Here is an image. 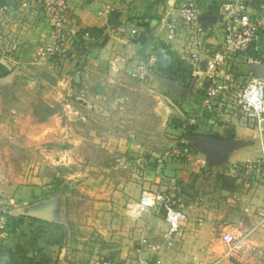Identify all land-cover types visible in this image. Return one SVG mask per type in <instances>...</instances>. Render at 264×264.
<instances>
[{
    "label": "rangeland",
    "instance_id": "obj_1",
    "mask_svg": "<svg viewBox=\"0 0 264 264\" xmlns=\"http://www.w3.org/2000/svg\"><path fill=\"white\" fill-rule=\"evenodd\" d=\"M10 2L14 6L9 12H0V52L10 54L8 38L24 32L18 56H7L12 59L8 63L1 59L8 66L2 74L7 77L0 79V205L12 212L30 200L38 205L52 202L53 218L66 231L64 244L49 249L55 264H194L217 259V264H264V223L253 217H260V208L252 202L258 191L256 197L264 204V111L250 116L234 96L254 77L264 82L262 47L252 48L253 59L243 64L233 61L242 52H230L213 80L197 74L201 107L211 85L217 90L215 107L203 108L206 119L199 112L179 115L178 127L173 124L177 115L157 114L156 101L147 92L140 93L139 101L137 95L127 99L108 86L92 87L82 78V66L68 63L70 47L62 54L46 52L41 59L40 42L47 39L50 21L43 17L42 26L38 24L35 0ZM259 13L264 15V9ZM30 28H37L33 37L26 30ZM262 34L264 29L257 38ZM208 119L221 127L220 136L247 140L240 141L236 157L230 159L219 149L222 158L212 160L186 138L190 126ZM249 121L251 127L244 125ZM245 127L250 137H245ZM180 146L187 153L169 154ZM218 174L238 178L235 193L222 191ZM144 191L154 193V206L135 208ZM167 207L180 214L175 227L166 218ZM226 231L233 232L237 244L227 256L222 241Z\"/></svg>",
    "mask_w": 264,
    "mask_h": 264
},
{
    "label": "crops",
    "instance_id": "obj_2",
    "mask_svg": "<svg viewBox=\"0 0 264 264\" xmlns=\"http://www.w3.org/2000/svg\"><path fill=\"white\" fill-rule=\"evenodd\" d=\"M230 1L243 2L251 13H258L264 9V0H260L262 1L260 4H254V0H198L199 22L204 32L200 62H204V67L205 62L212 56L211 53L215 52L223 43V24L226 23L228 16L224 11V5ZM13 3L8 0L4 3L0 2V12L8 13ZM42 20V14L38 10V24L40 26L43 24ZM71 20L74 34L71 38V52L69 54L72 57L67 61L70 66L76 67L78 63L82 66V78H88L92 87L102 85L106 90L108 86L126 96L127 99L129 96L137 95L139 101L140 93L147 92L156 101L155 111L162 116H165L166 113L167 117L173 111V114L175 113L178 118H180L179 115L185 116L188 112L192 114L199 112L197 116L202 119L207 117L208 113L205 114L201 107L203 90L199 87L197 80L194 79L197 74L194 73L189 57L190 51L193 50L192 38L179 19L178 0H161L159 3H155V0H103L102 2L91 3L76 1L71 8ZM173 25H176L177 29L171 28ZM22 26L24 25L22 24ZM40 26H38V42L42 30ZM36 29L26 30L29 35L32 33L31 37H33ZM133 29L136 32L132 33L131 30ZM23 32V30L16 31L15 35L12 32L10 37H7L9 41L5 44L8 45L11 53L5 55L4 51L3 53L0 52V79L7 77L2 74L8 66L1 59L5 57L3 59L8 63L12 59H7V56L13 55L15 58L18 56L20 45L17 43ZM260 38H257L241 55L234 57L233 61L238 62V64L239 62L242 64L250 62L253 59L250 55L252 48L255 50V48L262 47L261 51L263 52L264 34ZM15 40L17 42H14ZM150 57L155 58L152 74L144 81L133 77L131 70L135 65L146 62ZM18 60L19 62L25 61L24 58H18ZM233 61L230 62L233 63ZM236 62L233 63L234 66H236ZM247 66L251 70L254 69V64L247 63ZM234 70L233 73H235ZM84 103H86V107L89 106L87 102ZM247 124L252 126L250 121L244 123V125ZM199 125L192 129L194 131L192 134L190 133L191 139L189 141L208 158L220 161L222 157L217 152L208 150L205 145L206 142L202 140L210 137L209 135L213 133L220 135L221 127H218L210 119L201 120ZM208 129L215 132H208ZM243 130H245V137H250L251 130L246 127ZM239 139L235 134L227 139H219L232 140L238 143L231 146L226 157H236V151L241 141ZM243 141L247 142V140ZM185 176L186 174L183 175V178ZM231 176L236 177L234 174ZM236 179L238 180V178ZM235 192H228V194ZM258 194V191H254L253 196L255 197L252 198V202L255 201L259 205V212H264L263 201L259 198L261 194L257 198L256 195ZM9 204L12 206V199ZM23 204V208L14 207L12 212L7 211L9 215L15 218V225L6 230L5 233L0 234V264L9 262L10 255L18 244L26 250L28 255L46 248V237L51 228L45 223L38 222V220L55 221V207L49 206L52 204L49 199L48 203L45 201L40 205L38 202H31V200ZM253 217L260 219V217L257 218V215ZM199 236L200 238L204 237L202 231ZM54 247L57 246L49 247L50 251Z\"/></svg>",
    "mask_w": 264,
    "mask_h": 264
},
{
    "label": "built area",
    "instance_id": "obj_3",
    "mask_svg": "<svg viewBox=\"0 0 264 264\" xmlns=\"http://www.w3.org/2000/svg\"><path fill=\"white\" fill-rule=\"evenodd\" d=\"M76 1L82 3L102 2L103 0H35V6L41 12L42 17L50 21L47 39L41 40L42 56L45 59V53L62 54L66 48L71 46V38L74 34L71 20V8ZM179 19L183 26L187 29L192 38L193 50L190 51V60L194 68L195 74H207V77L214 79L221 72L223 66L222 61L226 59L228 54L241 53L245 51L251 44H253L258 37V32L264 29V15L260 13H251L243 2L230 1L224 5L227 21L223 24L224 40L220 52H216L213 58L205 62V68L202 71L200 66V50L203 49V29L199 22V8L198 0H178ZM174 30L177 29L173 25ZM132 33L136 32L135 29L131 30ZM49 56V55H48ZM155 58L150 57L146 62H140L135 65L131 70V75L140 81H144L152 74ZM260 88H262V97L260 96ZM229 93L228 88L224 89ZM217 90L211 86L207 88L206 99L203 98L202 108L211 110L215 106L214 99ZM234 96L242 111L253 115L252 112L256 111L258 114L264 111V82L253 78L251 82L238 92H234ZM220 104L219 108L220 109ZM191 127V126H190ZM184 143V142H182ZM174 147L169 154L178 156L181 151L186 152L188 148L185 146ZM263 159V158H262ZM264 163V160H262ZM249 167V166H248ZM262 178L264 180V168L262 170ZM156 196L150 191H144L138 203H135V208H151L154 206ZM166 218L172 223L173 227L177 225L180 219L179 212L167 207L164 211ZM7 211L0 205V234L5 233L7 223ZM259 222L264 223V212H260ZM246 235H249L246 233ZM223 244L226 247L224 255L233 254L237 244L235 243V236L232 231H226L222 235ZM219 259L213 262L197 261L194 264H217ZM158 263H160L158 261ZM96 264H113L110 260H102ZM142 264H150L149 261H144Z\"/></svg>",
    "mask_w": 264,
    "mask_h": 264
},
{
    "label": "trees",
    "instance_id": "obj_4",
    "mask_svg": "<svg viewBox=\"0 0 264 264\" xmlns=\"http://www.w3.org/2000/svg\"><path fill=\"white\" fill-rule=\"evenodd\" d=\"M7 0H0L1 3L6 2ZM10 2V0H8ZM161 0H155V3H159ZM260 4L262 1L254 0V4ZM250 47V46H249ZM201 95V99H202ZM173 124L175 126L180 127L182 125V121L177 118L173 120ZM196 126H192L188 128L187 132L190 134L192 133V129ZM215 139H227L231 137L229 136H220L219 134H210L209 135ZM217 181L221 184V189L228 191V192H235L237 189L236 178L232 176H227L225 174H218L216 176ZM43 194V193H42ZM44 195V194H43ZM7 223H6V230L13 227L15 225V218L13 216L7 214ZM38 222L45 223L47 226L51 228L50 232L46 237V248L42 250H37L33 254L28 255L26 250L21 247V245H17L14 252L10 255V260L7 264H55L54 260L52 259L51 252L49 251V247L57 246L61 247L65 242L66 231L63 224L58 222H47L38 220Z\"/></svg>",
    "mask_w": 264,
    "mask_h": 264
},
{
    "label": "water",
    "instance_id": "obj_5",
    "mask_svg": "<svg viewBox=\"0 0 264 264\" xmlns=\"http://www.w3.org/2000/svg\"><path fill=\"white\" fill-rule=\"evenodd\" d=\"M200 66L201 68L204 69L205 68L204 62H200ZM260 96L262 97V88H260ZM186 138L190 140L191 136H186ZM202 141L206 142L205 145L208 148V150L217 152L218 155H219L218 153L219 149H221L222 152H224L223 154L226 155L227 151L231 148L232 145L238 144L237 142H234L232 140H219V139H215L212 137L205 138ZM42 220L47 221V222H55V221H48L45 219H42Z\"/></svg>",
    "mask_w": 264,
    "mask_h": 264
},
{
    "label": "flooded vegetation",
    "instance_id": "obj_6",
    "mask_svg": "<svg viewBox=\"0 0 264 264\" xmlns=\"http://www.w3.org/2000/svg\"><path fill=\"white\" fill-rule=\"evenodd\" d=\"M194 129V128H193ZM194 130H192V132H193ZM192 134V133H191ZM190 134L188 133V135H186V136H189Z\"/></svg>",
    "mask_w": 264,
    "mask_h": 264
}]
</instances>
